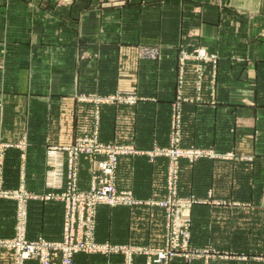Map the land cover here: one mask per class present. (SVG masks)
<instances>
[{"label":"crops","instance_id":"obj_1","mask_svg":"<svg viewBox=\"0 0 264 264\" xmlns=\"http://www.w3.org/2000/svg\"><path fill=\"white\" fill-rule=\"evenodd\" d=\"M3 13L0 143L10 145L7 189L27 190L35 195L31 207L43 206L48 147L88 135L74 128L78 96L135 93V105L117 108L116 134L105 124L113 109L103 107L101 140L136 148L119 158L117 189L131 191L138 204L100 206L97 241L126 250L155 247L151 197L165 189L171 165L160 148L178 140L177 146L194 153L179 162V190L192 206L193 243L213 256L174 264H259L264 252V0H74L39 10L38 35L32 37H12L15 28L0 8V18ZM65 25L74 27L75 36L56 35ZM44 31L53 36H43ZM185 44L218 53L214 96L211 89L205 100L176 102L178 50ZM176 109L179 139L172 123ZM81 159L82 186L90 189L93 160ZM13 204L0 203L1 238L14 236L7 217ZM30 221L35 229H28V239L58 240L44 230L42 212H32ZM124 259V253L79 254L75 264H123ZM0 264H12L11 255L0 254ZM134 264H146V257L134 255Z\"/></svg>","mask_w":264,"mask_h":264},{"label":"rangeland","instance_id":"obj_2","mask_svg":"<svg viewBox=\"0 0 264 264\" xmlns=\"http://www.w3.org/2000/svg\"><path fill=\"white\" fill-rule=\"evenodd\" d=\"M54 1V4H53ZM100 1V0H98ZM110 1V0H109ZM74 0H51L50 2H45L44 0H0V8H3L5 12L9 13V23L12 28V37H32L37 36V32L34 29V25L36 21L39 19L37 15H41L39 10L48 11L52 8H60L64 6L72 5ZM55 6V7H54ZM23 7L25 10H21ZM28 19L21 20V18ZM3 19V20H2ZM1 22L6 21L5 13H3V18H0ZM0 22V23H1ZM6 24V23H3ZM75 25V24H74ZM29 28L28 33L26 34L23 31L21 34V29ZM5 29L1 28L0 30V38L5 37L4 35ZM10 33V32H9ZM56 35L61 38H69L75 36L74 27L70 30L68 25H65L61 31H57ZM55 35V36H56ZM43 36L52 37V31L45 32ZM79 36V35H76ZM2 51L0 52L1 56L4 55L5 47H1ZM203 52L205 53L209 59L198 61L197 55ZM188 59V60H187ZM215 61V63H214ZM3 66V63L0 62ZM219 55L216 52H211L205 47L201 45L188 46L182 45L178 50V73L176 77V102L181 103L185 101H202L209 97L208 90H211V95L214 96L215 87L218 83V69H219ZM199 72V74H197ZM46 79V78H45ZM2 79H0L1 81ZM18 81V78H11V83L14 85ZM49 81V79H48ZM50 85V82H49ZM190 88V90L187 89ZM214 92V93H213ZM195 98V99H193ZM139 100V95L135 93H126V92H112L108 94H80L78 96V101L80 106H78L77 116L74 117L76 125L74 123V128L77 134L81 133L84 129L88 135L79 136L76 140L71 142H61L59 146H50L47 149V170L45 175V184H46V192L44 196L40 197V200L43 202V206H33L30 205V201L35 199V195L30 193L27 190L19 189L12 190L6 188V177H5V162L0 165V203L6 204L9 202H13V206L11 207L10 212L7 215L8 218L11 219L9 223L14 229V232L17 230L24 229L28 232V229H35L34 222H31V213L37 212L39 215L42 212V215L45 219L43 223L44 230L50 233L55 234V241H60L62 239V235L67 229L68 217L72 214V211L80 216L85 213L86 202L89 192V189H85L83 184L82 177V159L79 164V169L76 173V178L74 180L73 174H69L67 170V166H65L64 174L62 176L61 181L58 183L52 174L55 168H50L49 164H51V158H49V151L52 149H71V148H79L81 150H85L90 147V145L94 148L95 151H106L109 147L119 148L122 152H130L132 153L136 148L133 145L123 144L115 141H102V129H101V113L103 107L112 108L113 109V117L109 118L106 121V128L109 133L116 134L117 126V108L127 105L133 106ZM63 113L67 112L65 109L62 111ZM180 114V110L176 109L175 115ZM30 115L33 113L30 112ZM112 116V113H110ZM89 116V117H88ZM40 118V117H39ZM174 119V118H173ZM88 123L86 125V122ZM43 122V121H42ZM63 122V121H62ZM92 122V124H91ZM174 121L172 120V123ZM43 123H46V119ZM63 125V123H62ZM181 125V123H180ZM179 125V126H180ZM46 128V124H44ZM114 128V129H113ZM61 130L63 133V127L61 126ZM107 132V133H108ZM176 139H179L175 136ZM92 141V143H91ZM178 140L173 141L172 146L168 148H160L161 152L169 151L172 149H181V147L177 146ZM3 147H5L6 153L7 149L10 147L8 144L1 143ZM186 151V150H183ZM128 155V154H127ZM98 159H92V165L95 163L96 167H99V163L101 160V156H98ZM164 157V156H163ZM68 161V159H67ZM53 164V163H52ZM94 166V165H93ZM160 174L158 175L157 181L159 182ZM102 176H98V179L94 182H100ZM179 179L180 173H178L177 185L175 189V196L172 195L169 189V170L166 176V186L163 190L162 188L156 191V196L151 197V207L155 209L153 213L152 219V230L154 231V241L155 248L159 247H169L177 250V257L173 258L169 264H174L175 262L180 261L185 258L181 257L182 254V246L185 244V238L187 234V246L195 252H190L192 255L190 257V261L197 260L199 257L209 259L211 258L208 252V249L201 248L197 249L193 243L192 233H193V220L192 217L188 214V211L192 208H187L184 206V199L181 196V192L179 190ZM109 182L114 181L117 184L118 176L117 169L113 179H107ZM74 181V185L72 182ZM92 182V175H91ZM69 184L73 186H69ZM159 188V187H158ZM119 192H122L118 190ZM172 201V203L167 207L163 208L162 203L164 201ZM142 202V201H141ZM143 203V202H142ZM11 204V203H10ZM111 207V206H110ZM32 208V209H31ZM99 209V208H98ZM34 210V211H32ZM189 218V221L186 218ZM81 224V223H79ZM77 224V228L75 230H87V223H84L81 227ZM97 219L95 222V230H97ZM80 228V229H79ZM189 234V239H188ZM15 235V233H14ZM97 240V238H96ZM197 251V252H196ZM259 264H264V252L257 258Z\"/></svg>","mask_w":264,"mask_h":264},{"label":"built area","instance_id":"obj_3","mask_svg":"<svg viewBox=\"0 0 264 264\" xmlns=\"http://www.w3.org/2000/svg\"><path fill=\"white\" fill-rule=\"evenodd\" d=\"M198 61L208 60L209 57L200 52L197 55ZM188 60V59H187ZM215 63V61H214ZM199 74V72L197 73ZM173 129L175 136L178 137L180 131L181 116L176 114L173 119ZM92 143V141H91ZM5 147L0 143V165L5 162ZM130 152H122L119 148L109 147L106 151H95L90 145L85 150L79 148L71 149H52L49 151V158H51L50 168H55L52 174L59 183L64 174L65 166L69 174H73L75 180L77 170L81 157L86 155L92 159H98L101 156L99 167H91L92 182L89 192H87L85 213L78 216L74 210L70 217H68L67 229L62 235L60 241L48 240L42 237L31 240L27 237V232L24 229L17 230L15 235L11 238L0 237V254L7 253L11 255L12 264H75V258L79 254L87 255H117L119 253L125 254L123 264H134V255H142L146 257V264H169V262L177 257V250L169 247H137L134 250H126L121 246L111 245L110 243H100L96 240L95 222L97 219L98 208L102 205L118 206V205H136L138 201L135 199L131 191L119 192L117 184L114 181L109 182L107 179H113L118 167L119 158L127 155ZM167 155L171 159L169 169V189L173 196L176 192V183L178 173H180V159L189 155H194L188 151L181 149H172L160 153ZM68 159V161H67ZM53 163V164H52ZM102 176L100 182H94L98 176ZM74 185V181L72 182ZM69 184V186H73ZM74 187V186H73ZM172 201H164L163 208H167ZM184 206L190 208L188 201L183 202ZM189 221V218H186ZM87 223V230H75L77 224ZM79 224L81 227L82 225ZM189 239V234H188ZM187 234L185 244L182 246L181 257L189 260L192 256L190 252H195L187 246ZM197 252V251H196Z\"/></svg>","mask_w":264,"mask_h":264}]
</instances>
